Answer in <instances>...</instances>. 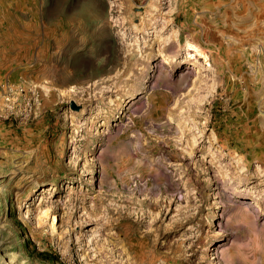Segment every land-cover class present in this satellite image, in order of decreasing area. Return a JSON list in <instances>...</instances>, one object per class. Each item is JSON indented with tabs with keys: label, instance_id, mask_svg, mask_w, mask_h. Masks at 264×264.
Here are the masks:
<instances>
[{
	"label": "rangeland",
	"instance_id": "374dc122",
	"mask_svg": "<svg viewBox=\"0 0 264 264\" xmlns=\"http://www.w3.org/2000/svg\"><path fill=\"white\" fill-rule=\"evenodd\" d=\"M243 206L264 0H0V264H224Z\"/></svg>",
	"mask_w": 264,
	"mask_h": 264
},
{
	"label": "clouds",
	"instance_id": "9594fccd",
	"mask_svg": "<svg viewBox=\"0 0 264 264\" xmlns=\"http://www.w3.org/2000/svg\"><path fill=\"white\" fill-rule=\"evenodd\" d=\"M245 214L238 223L244 224L248 231L243 240L233 239L230 245L220 250L224 264H257V255L264 257V225L258 224L255 217L249 219Z\"/></svg>",
	"mask_w": 264,
	"mask_h": 264
},
{
	"label": "bare ground",
	"instance_id": "6f19581e",
	"mask_svg": "<svg viewBox=\"0 0 264 264\" xmlns=\"http://www.w3.org/2000/svg\"><path fill=\"white\" fill-rule=\"evenodd\" d=\"M258 2H259V0H257ZM248 3V2H247ZM257 6V5H256ZM257 8V7H256ZM186 53L188 54V56H190V58H192L193 56H194V54H196V56H197V54L198 55H201V54H205L204 53V50H203V48L199 45V44H197V43H195L194 41H191V40H187L186 41ZM174 61H177V58H175V56H164L163 57V60H162V62H164V63H172V62H174ZM46 190V189H45ZM255 212V211H254ZM252 210H251V208L250 207H239L238 208V211L237 212H235L236 213V215H237V221H240V220H242L243 219V217L245 216V214H250L249 215V219H251V218H253V217H255V219H256V222L258 223V220H257V215H256V213H254ZM47 214V213H46ZM47 216H48V214H47ZM46 218V217H45ZM56 216L54 215V218H53V224H55L54 222H55V220H56ZM235 218V219H236ZM234 219V220H235ZM236 221V222H237ZM53 224H51L52 225V229H54V226L55 225H53ZM238 224V223H237ZM212 253H210V255H211ZM211 256H213V255H211ZM212 258H214V257H212ZM257 258H258V256H256L255 257V259L257 260ZM259 263H260V261H259Z\"/></svg>",
	"mask_w": 264,
	"mask_h": 264
}]
</instances>
